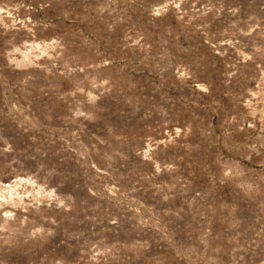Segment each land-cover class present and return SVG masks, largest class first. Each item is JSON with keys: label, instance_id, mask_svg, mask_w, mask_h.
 Listing matches in <instances>:
<instances>
[{"label": "rangeland", "instance_id": "obj_1", "mask_svg": "<svg viewBox=\"0 0 264 264\" xmlns=\"http://www.w3.org/2000/svg\"><path fill=\"white\" fill-rule=\"evenodd\" d=\"M0 264H264V0H0Z\"/></svg>", "mask_w": 264, "mask_h": 264}]
</instances>
